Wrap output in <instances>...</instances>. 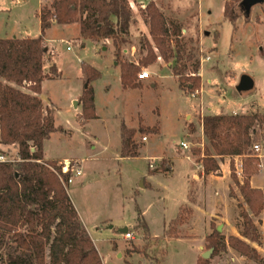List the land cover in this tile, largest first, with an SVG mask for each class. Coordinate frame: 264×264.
Segmentation results:
<instances>
[{
    "label": "rangeland",
    "instance_id": "1",
    "mask_svg": "<svg viewBox=\"0 0 264 264\" xmlns=\"http://www.w3.org/2000/svg\"><path fill=\"white\" fill-rule=\"evenodd\" d=\"M151 1L169 22L180 26L185 48H192L199 61L202 74L194 89H190L191 79L185 77L192 75L189 71L184 74L180 88L178 79L165 67L173 59L164 61L151 40L144 22L145 5ZM51 2L0 0V39L38 37L41 33L39 7ZM128 3L135 22L122 45L120 61L138 65L147 54L148 41L156 55L152 64L160 62L163 67L142 66L138 72L146 69L151 76L145 80L136 78L140 83L138 87L124 88L111 39L98 42L83 39L77 23L60 25L52 22L43 37L47 48L43 72L47 78L41 83L40 94L54 105L55 126L69 130L63 132L58 128L51 133L45 141L46 152L53 157H72L70 161L79 164L80 173L73 176L66 189L102 264H195L196 259L209 249L212 253L207 259L208 264H256L230 247L214 253L210 241L221 223L217 219L210 221L209 226L207 216L217 209L228 225L236 215L235 206L227 196L228 179L225 174L206 181L194 179V163L185 156L179 143L182 140L188 143L187 153L194 162L198 161L196 166L201 174L202 168L198 165H202L205 139L199 131V109L202 113L216 112L217 108L231 111L252 99L263 82L264 3L254 6L249 18L244 17L239 2L234 0H128ZM225 4L231 7V18L223 15ZM53 64L58 73L56 69L50 71ZM84 65L99 72L89 84L82 70ZM242 74L253 77L255 89L237 92L236 85ZM86 85L92 88L97 118L81 124L79 116L83 111L82 95ZM74 101L79 102L77 108L73 106ZM187 115L193 118L186 119ZM122 123L136 130L133 140L139 145L140 153L136 157H120ZM141 126L155 127L157 133L140 134ZM255 143L263 149L259 152L260 157L253 156L260 171L253 176L252 183L264 189V140L257 136ZM0 151L9 159L17 158V149L13 146H4ZM163 152L173 159V173H150L148 163L152 158L146 156L162 155ZM247 157L243 155L230 160L236 176L237 171L241 173L240 179L243 160ZM164 162L167 164L166 159ZM157 167L160 171V163L155 160L154 168ZM141 181L145 186H140ZM188 193L190 201L194 195L192 227L199 237H179L190 228L187 219L191 208L187 204L181 207V219L173 221L179 206L190 202ZM239 193L233 192L234 195ZM138 213L148 231L138 227ZM259 218L262 219V215L254 221L263 242L264 230ZM124 228L132 233V239L123 237ZM219 234L225 239L230 236L222 231ZM253 245L264 256L263 245Z\"/></svg>",
    "mask_w": 264,
    "mask_h": 264
},
{
    "label": "trees",
    "instance_id": "2",
    "mask_svg": "<svg viewBox=\"0 0 264 264\" xmlns=\"http://www.w3.org/2000/svg\"><path fill=\"white\" fill-rule=\"evenodd\" d=\"M144 16L161 58L166 62L173 59L172 73L180 88L185 77L191 79L190 89L197 87L199 61L192 48H185L180 26L169 22L152 1L145 5ZM224 17L231 18V7L227 4L224 5ZM39 21L41 33L38 37L0 39V144L17 149L15 161L0 162V264H102L67 193L66 180L70 174L61 173L57 160L44 158L43 142L57 130L53 112L44 111L37 96L42 81L47 78L43 72V58L47 52L44 32L52 22L60 25L77 23L83 39L94 42L111 39L124 88L140 85L136 81L138 71L142 66L154 63L156 55L147 41V54L138 65L120 61L122 45L135 22L128 0H52L49 5L39 7ZM82 70L87 84L99 76V72L89 65L82 66ZM50 71H55L54 65ZM186 71L192 75L184 77ZM82 106L81 124L97 118L93 91L89 86L83 91ZM201 122L205 139L201 158L204 175H219L216 158L248 156L243 160L241 181L235 174L234 165L230 164L231 178L246 205L239 212L240 237L232 235L225 239L216 230L210 246L214 253L230 247L241 257L264 264V256L253 245L264 247V239L262 242L254 221L262 215L258 222L264 230V189L250 185L251 176L260 171L250 148L257 136L264 140V113L206 115ZM135 132L121 124L120 157L138 156L139 145L133 140ZM139 132L155 134L157 128L141 126ZM163 162H159L160 170L165 171L168 168ZM158 171L159 167L150 169L151 173ZM180 210L173 221L181 219ZM141 217L138 213L137 225L148 231L146 223H141ZM195 264H208V260L198 257Z\"/></svg>",
    "mask_w": 264,
    "mask_h": 264
},
{
    "label": "crops",
    "instance_id": "3",
    "mask_svg": "<svg viewBox=\"0 0 264 264\" xmlns=\"http://www.w3.org/2000/svg\"><path fill=\"white\" fill-rule=\"evenodd\" d=\"M224 1V0H223ZM223 9H224V6H223ZM224 15V14H223ZM250 16V15H249ZM246 18V17H245ZM249 18V17H248ZM205 34H207L208 35V32H206ZM25 37H28V36H24V38ZM17 38V37H16ZM23 38V37H22ZM160 63V62H159ZM159 63H157V64H152V65H150V68L151 67H153V66H157V67H163V66H161V64H159ZM174 64V61L173 62H171V63H168L165 67H168L169 69H170V71H171V75L172 76H174L173 75V73H172V65ZM54 66H55V64H53ZM55 69H56V71H57V73H58V70H57V68H56V66H55ZM200 70V77H201V67L200 68H198V71ZM175 78H177L176 76H174ZM253 78V77H252ZM46 79V78H45ZM254 80V79H253ZM256 83H255V81H254V88L253 89H255V87H256V85H255ZM10 85H13V86H15L13 83H10ZM258 87H261V89L260 90H258L259 88ZM258 87L256 88L257 90H256V92L251 96L252 97V99H250L249 101H247L246 103H244V104H239V105H237V107H233L232 109H231V111H223L224 109L223 108H220V110H218V108H217V111L216 112H212V113H202V109H199V111L197 112V113H199V115H200V118L202 119V117L203 116H206V115H218V114H221V115H230V114H250V113H256V112H259V113H264V79H263V82H260V84L258 85ZM22 91H24V92H27V93H30V94H33L32 92H30L29 90H27V89H25V88H21V87H19ZM252 89V90H253ZM40 99H41V101H42V104H43V107H44V111L47 109V110H51L52 112H53V116H55V110H54V105H53V103L52 102H50L49 100H48V98H46V97H42V95L41 94H38L37 95ZM45 101L47 102L46 104H45ZM78 105H79V102H76V101H74L73 102V106H74V108H77L78 107ZM210 110V109H209ZM247 110H249L250 112H247ZM196 114V113H195ZM188 117H190V118H193V116H191V115H187L186 116V119L188 118ZM201 119H200V123H199V131L201 132V135H202V137L204 138V136H203V129H202V122H201ZM54 125H55V123H54ZM190 125V124H189ZM56 127V126H55ZM58 128H62L63 129V132L65 131V130H69V129H66V128H63V127H60V126H57L56 127V129H58ZM189 128L192 130V127H190L189 126ZM57 131V130H56ZM140 133V132H139ZM141 134V133H140ZM156 134V133H155ZM49 137H50V135H49ZM49 137L48 138H46L45 140H44V142H43V151H44V158L45 159H51V160H57L58 162H63L64 160H69L70 161V159L72 158H69V157H66V156H61V157H53V156H50V155H48L47 154V152H46V148H45V141L47 140V139H49ZM147 140V138L144 140V141H146ZM182 141H184V140H182ZM186 142V141H185ZM180 144V143H179ZM4 146L5 145H2V144H0V149H3L4 148ZM180 146V145H179ZM180 150V149H179ZM184 150V149H183ZM181 151V150H180ZM179 151V152H180ZM184 154H185V156L186 157H188L191 161H193V163H194V166H195V168H196V172H193V178L194 179H200L201 180V178L204 180V181H206V179L207 178H213V177H223V174H225V177H227V179H228V182H227V196H228V198L230 199V202L235 206L234 208H235V210H236V215H235V217H234V220L232 221V223H230V224H226V222H224L223 221V219L221 218V213H220V211L219 210H215L213 213H210L208 216H207V219H208V222H209V226H210V221H213V222H215V221H217V219L220 221V223H221V226H219L220 227V229H221V231L226 235V236H228V235H230V236H239L240 237V231H241V227H240V225H239V221H240V219H239V212H240V209H241V207H246V205H245V203H244V201H243V199H242V197H241V195H240V193H239V195H237V194H233V192H236V191H238L239 192V190H238V188H237V186L235 185V183L233 182V180H232V178H231V175H230V160H234L235 158H239V156H225V157H223V158H221V159H218V158H216L217 160H218V163H219V167H220V171H219V175H213V174H210V175H204L202 172H201V174H198V169H197V162L198 161H196V162H194V160L188 155V153H187V149L186 150H184ZM140 154V153H139ZM138 154V155H139ZM146 158H152V159H149V160H151V161H155V160H157L158 161V163L160 162V160H165L166 159V161H167V164H165V162H163V165H166L167 166V170H165V171H163V170H160V171H158V172H156V173H153V174H165V175H171L172 173H173V168H174V162H173V159H172V157H169V156H165V153L163 152L162 153V155H152V156H146ZM75 160L78 162V159L77 158H75ZM150 161V162H151ZM149 164V163H148ZM225 166H226V168L227 169H224L225 168ZM148 170L150 171V169L148 168ZM151 173V172H150ZM253 176H255V175H253ZM253 176H251V178H250V185L252 186V187H254V188H258V187H255L254 185H253V183H252V180H253ZM239 181H241V179H240V177H239ZM144 183L145 182H143V186H145L144 185ZM190 191H192V190H190ZM230 192H232V193H230ZM190 193V192H189ZM189 193H188V200H189ZM193 193V192H192ZM240 198L242 199V200H240ZM193 200L192 201H190V202H184V203H182L180 206H179V208H178V211H179V209L181 208V207H183L184 205H188L190 208H191V214L188 216L189 217V219H187V221L189 222V229H188V233H186V234H184V235H182V236H179V237H190V238H193V237H199V235H196L194 232H193V227H192V224H193V216H194V209H193V202H194V195H193V198H192ZM242 203V205H240ZM75 207V206H74ZM76 209V208H75ZM77 211V210H76ZM78 213V212H77ZM177 214H178V212H177ZM177 214H176V216H177ZM78 216H79V213H78ZM175 216V217H176ZM174 217V218H175ZM79 218H80V216H79ZM173 218V219H174ZM216 219V220H215ZM81 220V219H80ZM82 221V220H81ZM83 223V222H82ZM83 225H84V223H83ZM186 225H188V223L186 224ZM85 226V225H84ZM208 226V227H209ZM85 228H86V226H85ZM86 230H87V228H86ZM220 231V232H221ZM88 232V231H87ZM197 260V259H196Z\"/></svg>",
    "mask_w": 264,
    "mask_h": 264
},
{
    "label": "built area",
    "instance_id": "4",
    "mask_svg": "<svg viewBox=\"0 0 264 264\" xmlns=\"http://www.w3.org/2000/svg\"><path fill=\"white\" fill-rule=\"evenodd\" d=\"M69 48L70 47L67 46V49H69ZM150 76H151V73L146 69H143L137 73L138 80H145V79L149 78ZM143 139L145 140V138H143ZM180 147L182 149L186 150L189 148V145L187 142L182 141V142H180ZM250 149H251L252 156L260 157L259 152L263 149V147L260 144L255 143V141H254ZM15 160L16 159H9L8 156L4 152L0 151V162H9V161H15ZM59 165L61 166V173H64V174L69 173L70 174L69 178L66 180L67 184H69L72 181V178L75 174L80 173V166L76 162L71 163V161H69V160H64ZM148 167L151 169L154 168V162L153 161L149 162ZM198 168H202V165H198ZM240 174L241 173L239 171H237L238 177H240ZM60 180H61V182H63L62 178H60ZM123 237L125 239H132L133 238L132 233L130 231H126L123 234Z\"/></svg>",
    "mask_w": 264,
    "mask_h": 264
},
{
    "label": "water",
    "instance_id": "5",
    "mask_svg": "<svg viewBox=\"0 0 264 264\" xmlns=\"http://www.w3.org/2000/svg\"><path fill=\"white\" fill-rule=\"evenodd\" d=\"M264 0H241L239 2V8L243 12L244 17L248 18L251 12V9L256 6L263 4ZM87 86V85H86ZM254 88V80L248 74H242L238 84L236 85V90L239 93L251 91ZM140 186L143 187V182L141 181ZM217 230L220 232L221 229L218 227ZM127 228L123 229L125 233ZM212 253V249H209L201 254V257L204 259H208L210 254Z\"/></svg>",
    "mask_w": 264,
    "mask_h": 264
}]
</instances>
